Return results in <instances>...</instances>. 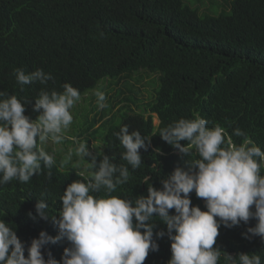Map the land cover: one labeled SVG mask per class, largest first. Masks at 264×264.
Listing matches in <instances>:
<instances>
[{"label":"trees","instance_id":"obj_1","mask_svg":"<svg viewBox=\"0 0 264 264\" xmlns=\"http://www.w3.org/2000/svg\"><path fill=\"white\" fill-rule=\"evenodd\" d=\"M208 2L0 0V91L17 96L25 103L24 115L34 120L38 113L33 111V104L41 91L62 92L67 83L82 96L102 79L116 80L140 69L157 74L158 89L151 101L136 105L137 110L128 104L116 110L105 107L85 116L69 134L82 137L88 147L93 139L100 144L93 146V154L101 151L117 166L129 169L128 182L118 186L113 196L132 200L146 197V176L151 177L149 183L154 188L161 189V180L175 167L199 159L195 149L183 156L159 136V130L180 118L192 119L194 113L206 119L209 128L216 124L225 128L235 144L248 138L264 151V0ZM200 4L205 8L202 11ZM17 68L26 74L42 69L53 79L46 84L32 82L21 90L13 74ZM153 114L159 120L157 125ZM121 125H128L129 132L138 130L143 136H151L147 149L140 150L142 163L135 170L122 158L125 149L114 135ZM236 128L245 136L233 135ZM68 152L66 149L53 156L52 168L42 166L41 174L28 183L14 179L0 185V219L14 228L26 246L41 231L50 236L58 234L51 220L28 217L30 211L35 216L36 202L44 199L50 215H58L65 188L85 179L77 174L83 170L74 151L71 160L64 162ZM100 159L102 156H97V162ZM96 195L103 197L104 190ZM190 199L193 206L206 210L195 192L190 193ZM155 219L153 238L158 251H150L144 264H167L170 240L167 235L155 236L156 231H166V226ZM255 223L250 219L247 225L221 226L216 246L233 256L258 254L264 264V243L259 237L249 240L241 235ZM68 246L61 240L45 245L42 252L45 258L50 253L59 261ZM218 264H225L223 256Z\"/></svg>","mask_w":264,"mask_h":264},{"label":"clouds","instance_id":"obj_2","mask_svg":"<svg viewBox=\"0 0 264 264\" xmlns=\"http://www.w3.org/2000/svg\"><path fill=\"white\" fill-rule=\"evenodd\" d=\"M13 74L21 90L32 82L46 84L53 79L42 69L26 74L17 68ZM95 95L98 107H107L104 92L96 90ZM80 100L79 90L67 83L62 92L41 91L33 104V111L38 113L33 120L24 115L25 103L0 91V185L14 179L28 183L41 174L42 166L52 168L54 157L43 145L49 138L55 144L63 141L73 123L71 110ZM193 116L159 130V136L183 156L195 149L199 159L175 167L161 180V189L154 188L149 183L151 177L146 176L147 196L135 200L111 195L128 182L129 169L117 166L101 151L93 154L85 142H80L74 154L82 161L89 157L84 171L77 173L85 179L65 188L58 215H50L44 199L36 202L35 216L27 213L33 220H51L58 234L50 236L41 231L26 246L14 228L0 219V264H144L150 251H158L153 238L155 218L166 226V231H156L155 236L167 235L170 240L167 264H218L222 256L225 264H262L260 255L233 256L216 246V240L221 226L247 225L255 219V225L241 235L249 240L259 237L264 243V151L248 138L237 145L219 124L209 128L206 119L198 113ZM114 135L125 149L122 158L133 170L139 168L140 150L147 149L151 136H143L138 130L129 132L128 125H121ZM233 135L245 133L236 128ZM72 156L73 150H69L64 162ZM97 156H102L99 162ZM47 176L51 177L50 171ZM102 189L105 195L97 196ZM192 192L203 199L206 210L192 205ZM61 240L69 246L63 249L60 260L50 253L45 258V245Z\"/></svg>","mask_w":264,"mask_h":264},{"label":"rangeland","instance_id":"obj_3","mask_svg":"<svg viewBox=\"0 0 264 264\" xmlns=\"http://www.w3.org/2000/svg\"><path fill=\"white\" fill-rule=\"evenodd\" d=\"M214 2L220 3L221 0H214ZM208 3V0H205V5ZM200 9L201 11L205 9L202 4H200ZM133 72L134 73L127 76L123 75L121 78L116 80L102 79L94 89L82 95L81 100L71 110L73 115V123L64 134L65 138L60 144L53 143L49 138L43 145L45 151L48 154L57 157L58 154L64 153L66 149L74 151L80 142H85L82 140V137L79 138L78 136H70L69 134L72 133V127H78L80 122L84 120L85 116H91L94 112L102 110L97 104V97L95 95L96 90L104 92L106 96L105 103L107 107L113 106L115 110L125 104H128L132 109L137 110L136 105H144L145 103L151 101L155 96V90L158 89L156 88V86L158 87L159 84L157 83L158 75L147 72L145 69H140ZM153 123L154 125L159 123L157 116L154 114ZM65 140L70 141V143L65 142ZM98 145H100L98 142L90 139L88 147L89 151L92 152L94 150L93 146L96 147ZM85 163L86 161L83 162L80 159L78 160V164L82 166L83 171Z\"/></svg>","mask_w":264,"mask_h":264}]
</instances>
